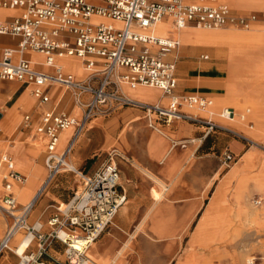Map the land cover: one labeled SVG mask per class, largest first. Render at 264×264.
I'll return each mask as SVG.
<instances>
[{
    "label": "built area",
    "instance_id": "1",
    "mask_svg": "<svg viewBox=\"0 0 264 264\" xmlns=\"http://www.w3.org/2000/svg\"><path fill=\"white\" fill-rule=\"evenodd\" d=\"M1 8H21L19 16L0 22V35L10 34L20 38L17 47H5L0 58V80H19L32 86V93L40 104L50 102V89L63 86L81 109L77 117L56 107L42 113L38 134L46 140L47 177L38 196L43 193L62 172H73L83 181V188L71 199L56 206V213L47 221L28 220L34 202L19 208L12 184L6 183L9 192L2 198L0 208L13 217L14 222L0 235V257L12 250L19 257L18 264H100L89 254L95 240L113 224L120 208L127 201L121 183V171L112 150L108 158L93 173L77 168L70 156L92 119L108 116L117 108L133 106L145 111L149 126L161 131L157 123L187 120L207 127L206 134L215 128L234 130L218 124L211 118H201L187 113L183 107L205 109L212 100L197 94H178V57L169 56L181 47L177 38L160 36L155 31L158 22L170 17L173 27L181 32L185 26L220 28L228 25L249 29L259 19L256 13L235 14L227 3L219 0H0ZM112 20L98 21L96 18ZM118 22V23H117ZM32 50L45 56L46 72L38 69L35 61L26 57ZM75 56L83 63L87 75L77 78L65 69L59 58ZM152 86L160 88L169 97L167 105L135 100L124 86ZM227 109L221 116H234ZM31 123V116H25ZM73 128L68 144L58 151L61 132ZM247 140L250 138L239 134ZM190 141H194L191 139ZM187 140L181 142L183 147ZM229 154L228 159H233ZM8 173L17 181L26 177L14 169L11 156L3 155ZM254 204L260 206L261 198ZM19 212V213H18ZM25 230L32 241L25 252L12 249L17 232ZM81 236L86 243L74 244ZM36 245H33V242ZM55 243L64 247L66 259L57 257ZM31 247L34 249L29 250Z\"/></svg>",
    "mask_w": 264,
    "mask_h": 264
},
{
    "label": "crops",
    "instance_id": "2",
    "mask_svg": "<svg viewBox=\"0 0 264 264\" xmlns=\"http://www.w3.org/2000/svg\"><path fill=\"white\" fill-rule=\"evenodd\" d=\"M219 1L227 3L235 14L256 13L260 15L261 18L259 17V19L253 23L252 27L246 30L233 27H223L208 31L218 32L226 30L249 32L255 26L263 27L264 1L255 6L250 4L257 2V0ZM21 12V8L14 9L0 7V22L12 20L19 16ZM96 20L112 21L99 17H97ZM185 30L205 29L189 27L185 28L183 31ZM176 31L177 30L173 28L172 18L170 17L164 19L163 23L157 28V34L160 36L165 35L163 37L167 38H177L175 36ZM181 34L182 33L179 32L180 36ZM19 41L20 38L14 35H0V58L5 47H17ZM182 45L183 44L181 43V47ZM189 48L190 47L187 46L186 53L192 56L198 53L199 49L196 52H193L190 51ZM208 48L211 49L213 56L222 59L220 64L216 63L211 65V63H202L203 61H209L212 59L211 54L209 53L201 54L199 61L179 62L178 58V94H197L212 100L213 97L226 93L227 90L225 85L231 79L228 62L224 59L223 54L220 56L214 52V48ZM180 49L171 54L169 58L173 59L175 56L178 57ZM26 57L35 61L37 63L35 66L38 69L46 72L52 71L51 67L43 64L45 60L43 54L28 50L26 52ZM59 62L65 66L67 71L75 74L77 78L83 79L87 75V71L83 68V63L75 56L59 58ZM260 64L264 66V55ZM186 65L189 66V69L187 70H185ZM203 65H205V68H201ZM204 69H206L205 72ZM202 81L208 84H198ZM236 84H264V76H258L250 70L243 71L237 74ZM124 89L128 95L143 102H153V104L162 103L165 105L169 103V97L164 95L163 91L157 87L138 86L137 88H131L130 86L125 85ZM49 91L51 96L50 102L40 104L37 97L32 93L31 85L25 84L19 80H0V198H3L9 192V190H6L5 186L7 182H10L12 184L11 191L16 197L19 206H25V204L27 205L29 202H34L33 207L29 212L28 219L37 218L43 222H47L56 213V206L70 200V186H68L69 184H67V182H69L71 178V172L60 173L52 184L38 196L48 173V168L46 166V140L43 136L39 135L37 131V127L40 125L43 116L42 113L46 109L56 107L57 109L65 110L74 116H82L81 109L75 105L71 93L63 86H53ZM227 108H232L236 112H239L235 107L229 106ZM183 110L194 116L201 118H208L206 116H209L213 119L215 116L220 117L218 113L223 109L214 112L216 110L212 111L211 107V111L209 110L210 113L201 112L197 109L188 107H183ZM239 113L242 114L241 112ZM210 114L213 115L210 116ZM26 115L31 116L30 124L25 123ZM148 119L149 118L146 117L144 110L133 106L119 107L108 116H100L92 119L76 143L73 153L70 156V160L75 161L80 167L87 169L86 173H93L102 165L104 162L103 160L105 159V157L102 158V156H106V152L111 146L116 145L126 155H129L127 157L132 161V165L124 166L122 171V187L127 194V201L123 207L120 208L115 217L117 226L121 229H125L127 226L131 225L133 219L141 214V203L146 195H149L151 200L148 206L149 208H147L145 214H143V218L140 220L136 228L138 226L142 227L145 219L151 216L147 228L144 230L141 228L138 231L143 233L147 232L148 234V228L150 226L149 229H151L154 238L163 239L173 237L177 228L172 226L169 221V219H171V214L173 213L169 212L168 215H164L162 213L163 210H161L160 207L165 204V202L183 203L189 199L191 201L189 203L188 211H192L193 209L197 210L202 204V199H205V193L210 187H212L213 180L209 184H206V189L199 185H188L186 188L184 185V178L182 177L183 167L186 163H189L192 155L196 154L203 142L202 139L206 136L193 137L197 133L206 132L205 129L202 130L205 126H195L197 123L187 120H174L171 123L158 121L157 123H159L158 125L161 128V131H158L149 126ZM240 121L243 122L244 120L242 119ZM246 122L247 125L243 124L247 128L252 129L248 124L253 123V121L248 118ZM234 126L244 131V128L238 126V124L235 123ZM72 132V127L71 129L69 128L61 132L63 133V136L60 135V142L58 144L59 148H57L58 151H62L66 147ZM239 133L248 137L243 132ZM190 139H194V141L189 142L186 147L181 145V142ZM197 139H200L199 142H197ZM232 147L236 151L241 150L242 143L238 140H234L232 142ZM246 152L247 150L243 153L240 160L238 159L239 161L236 162L237 164L241 163ZM4 154L11 156L14 169L27 178L25 182L6 177L8 167L3 161ZM260 156L262 155L256 153L254 158ZM229 170H227L222 176L219 175V172L215 174L214 179H216V182H220L216 183L211 198L221 182L227 178ZM231 184L234 183L231 182ZM57 185L62 186L56 188L58 187ZM159 185H163V189H160ZM63 186L65 188H62ZM226 187H229V184L226 185ZM15 189L18 190L22 200H20L19 196L16 194ZM21 190H23V193ZM253 193L256 194H254L251 204L257 209L252 208L249 202V198ZM162 196L166 197L167 200L159 204L157 207V200ZM258 197L262 199V204L260 206L254 204V199ZM210 201L206 204L207 208L202 218L211 214V211L208 210ZM248 203L253 211L260 209L264 203L262 193L255 188H251L248 196ZM235 213H237V210H235ZM6 221L5 217H0V228L2 229V234L0 235H3L11 225L10 224L5 228ZM157 221L161 224H157ZM251 224L254 225L255 228H264V226H256L254 223ZM157 232H165L166 234L164 236H159ZM15 237L13 238L12 243L16 248L19 243ZM97 239L90 246L89 254L94 260H103L109 263V260H113L118 253H113V244L108 243L109 241L103 242L97 241ZM95 243L96 246L93 248L92 252V247ZM129 243L132 242L130 241L125 244V247L128 246ZM61 247L62 245L60 243H55V248L58 252ZM32 249L34 248L31 247L29 250ZM174 253L172 259H169L168 264H180L179 260L175 258ZM120 256L118 260H120ZM19 257L20 256L14 251L7 250V252L5 251V253L2 254V257H0V264H18ZM117 261L115 264H118Z\"/></svg>",
    "mask_w": 264,
    "mask_h": 264
},
{
    "label": "rangeland",
    "instance_id": "3",
    "mask_svg": "<svg viewBox=\"0 0 264 264\" xmlns=\"http://www.w3.org/2000/svg\"><path fill=\"white\" fill-rule=\"evenodd\" d=\"M262 1L264 0H257V2L253 4L251 3L250 5L255 6ZM258 16L261 18L260 15ZM226 27H233V28L246 30V28L233 26V25H228ZM197 32L202 33V32H214V31H208V30L183 31L181 34L183 45L179 51V56H178L179 62L199 61L201 54L209 53L211 54L212 59L209 61H203L202 63H209V64L211 63V65H214L216 63L220 64V62H222L221 61L222 59L217 56H213L211 49L208 47L214 48L213 49L214 52H216L220 56L223 54L224 59L227 62H229L228 47L227 44L224 42V40H229V38L227 39L220 38L216 42L214 41L205 42L204 44L201 45L202 47L201 46L192 47L185 41L183 36L185 34L195 36ZM218 32L224 33L227 31L223 30ZM232 32L235 33L234 35L236 36L241 35V33H244V35H248V36L250 35L249 36L250 38H248V36L244 37L242 39L243 42L246 43V45L249 46L250 49H254L259 46V48H257V50H259L257 51V53L259 55V58L261 59L263 58L264 47L259 44L258 46L256 45L253 48L250 44H254V41L251 38L253 37V39H255L254 37L257 36L255 34L257 33L258 35L264 34V23H263V27L255 26L249 32H242V31L241 32L232 31ZM175 36L176 37L179 36V31L175 32ZM231 42H234V40H231ZM187 46L190 47L189 48L190 51L193 52H196L199 49L198 53L194 56L186 53ZM204 66L205 65H203V67L201 66V68H205ZM261 67L262 68L260 70L256 69L257 71L254 72L258 76L261 75L264 76V66L262 65ZM187 69H189V66L186 65L185 70ZM247 69L248 68H246V70L244 71L253 70L251 68L249 70ZM205 70L206 69H204V72ZM229 70L231 74V79L227 82L225 87H228L231 84H233V86L235 87L240 85V84H236L238 72L231 69L230 65H229ZM241 85H243L244 88H246L249 92L257 91L256 94H259L258 90L260 91V89L262 90L264 88V84H250V85L241 84ZM257 96L259 98L258 99L256 98V100H261L260 96L259 95ZM133 98L135 99V97ZM213 100H214V104L212 106V111L216 110L214 112H218L229 106L235 107L237 111L241 112L246 116L245 119L246 121L250 117L253 123H250L248 125L250 126L254 125V126H252V129L247 128L244 124H241L242 122L239 120L238 116L235 115L234 116L236 118L234 120L224 117H218V116H215V118L213 119L212 117L209 116L206 117L211 118L213 121H215L218 124H222L229 127L230 129L234 130L237 133L243 132L247 136L249 135L248 138L250 139L252 138L262 144L258 146L254 143L253 140L249 141L239 135L242 133L236 134L232 131H225L220 128H215L206 135L205 133L207 132V127L203 124L197 123V125L195 126H200V125L205 126V128L203 127L202 130L205 129L206 132L197 133L196 135H194L193 138L203 137L204 135L206 137L202 139L203 142L201 143L196 154L192 155L191 159L189 160V163H186L185 166L183 167L182 177L184 178V185L186 188L188 187V185L190 186L199 185L200 187H204V189H206V184H209L213 180L212 181L213 185L205 193L204 195L205 199H202V204L200 205V207H198L197 210L193 209L192 211H188L189 203L191 201L189 199L183 203L165 202V204H163L160 207V209L163 210L162 213L164 215H168L169 212L173 213L171 214V219H169V221L171 222L172 226L177 228V230L173 237L156 239L152 235L151 229H149L150 226L148 228V234L147 232L143 233V232H139L138 230L135 232L136 226L143 218V214H145L151 202L149 195H146L143 202L141 203V210H140L141 214L133 219L131 225L127 226L125 229H121L120 227L117 226L116 218H114L113 224H110L97 239V241H103V242L109 241L108 243L113 244V253L116 254L118 253L117 256L113 260L111 259L112 261L109 260V263L103 260L95 259L96 261H98L101 264H115L119 256L122 254L120 256L121 257L120 260L117 261L118 264L119 263L120 264H142V263L168 264L169 259H172L173 257L172 255L175 252L174 256L177 260H179L180 264H264V228H255V226L251 224L254 223L256 226H264V214L259 216L258 217L259 219H257L256 221H251V220L245 221L241 216H238L237 213H235L236 210L235 208L228 210H221L220 209L221 200L219 201V199L225 197L229 200L230 205H234L236 194H238V192H242L248 203V196L251 188H255L259 190L264 197V188H260L256 182V176H257L256 174H260L264 170V130H263L264 125L262 124L260 125V123L258 122L257 119H255L254 116L252 117L251 115H249L246 112V109L240 108L239 106H237V103L234 101L232 102L229 101L228 103L215 104L217 102L216 98L213 97ZM258 105H261L260 107L264 108L263 102L262 104H258ZM260 107H257V109ZM246 121L244 122L247 123ZM235 123L238 124V126L243 127L244 131L238 127H235L234 126ZM190 140H187V142L188 143L191 142ZM199 140L200 139H197V142H199ZM234 140H238L242 143L241 150L236 151L232 147V142ZM114 149H116L118 153L115 159L121 171V183H122V171L124 169V166L127 165L131 166L132 161L128 159L127 156L129 155H126L122 150L118 148V146L113 145L110 147L109 150H107L106 156H102V158L105 157V159L103 160L104 162L107 160L109 153ZM246 150L253 151L251 159L244 160V156H245L244 155L241 163L237 164L236 162L240 160L241 156ZM256 153H259L262 156L254 158V155ZM229 154H232L234 156L233 159L231 160L228 159ZM71 162L75 164L77 168H81L84 172H87V169H85L84 167H80L75 161L71 160ZM227 170H229L227 174V178L221 182V184L218 186L214 195L211 198L216 183L220 182V181L216 182V179H214L215 174L219 172V175L222 176L224 173H226ZM70 176L71 178L69 182H67V184H69L68 186H70L69 193L71 199L74 192H76L77 190L80 191L83 188V181L79 176H77L73 172H71ZM231 182H233L234 184H231ZM228 184L229 187H226V185ZM57 186L58 187L56 188H59L62 185H57ZM159 187L160 189H163L164 186L159 185ZM62 188L65 187L63 186ZM15 191L20 198L18 190L15 189ZM21 191L23 193V190ZM254 194L256 193H253L250 196L249 202L252 208L257 209L251 204ZM20 200L22 199L20 198ZM165 200H167L166 197L164 196L160 197L157 200L156 206L158 207L159 204H161ZM209 201L210 203L208 205V210L211 211V214L209 216H205L202 218L207 208L206 204ZM0 203H2V198H0ZM227 203L228 202L226 203L223 202L222 204H227ZM19 208H22V206H19ZM257 212L264 213V203L262 207L257 210ZM0 217L3 218L5 217L7 220L5 222L6 225L5 228H7L8 225L14 222L13 217H11L8 213H6V211L3 210L2 208H0ZM150 219L151 216L145 219V222L143 223L142 226L143 230L147 228V226L149 225L148 223H150ZM28 220L30 224H34L38 219L29 218ZM44 223H45V228L47 229L48 222H44ZM157 224H161V223L157 221ZM196 229L197 231L195 232ZM21 232H22L21 238H23L26 232L25 230H21ZM157 233L159 234V236H164L166 234L165 232H157ZM0 234H2L1 228H0ZM130 241L132 243H129V245L125 247V244ZM33 245H36L35 241L33 242L32 246ZM11 246L12 249L15 248V245L13 243L11 244ZM95 246L96 243L92 247V252ZM123 247L125 248L123 249L122 252H120V250ZM63 251H64V247L62 246L61 248H59V253H57V257H59L60 260L66 259L63 254Z\"/></svg>",
    "mask_w": 264,
    "mask_h": 264
},
{
    "label": "bare ground",
    "instance_id": "4",
    "mask_svg": "<svg viewBox=\"0 0 264 264\" xmlns=\"http://www.w3.org/2000/svg\"><path fill=\"white\" fill-rule=\"evenodd\" d=\"M232 2V1H231ZM164 20H162L161 22H158L155 25V31L157 32V28L160 24L163 23ZM161 27V26H160ZM196 28V29H205V30H215V29H220V28H206V27H202V26H185L181 29V33L183 32V30L185 28ZM174 28V27H173ZM162 29V28H161ZM250 29V28H249ZM194 32V31H193ZM235 33H233L232 31H227V32H202L199 33L197 32L195 36H191V35H187L185 34L183 37L185 39V41L192 47H199L202 44H204L205 42H209V41H214L216 42L218 39L223 38V39H227L229 38V40H224V42L227 44L228 47V63L231 66V69H233L234 71H237L238 74L240 72H243L244 70H246V68H248L247 70H249L250 68L253 69L251 70L253 73L255 71H257L256 69H261L262 65L260 64L261 62V58H259V55L257 53V48H259V44L262 45L264 47V34L262 35H257L255 36L253 39V37L251 38L254 41V44H250L253 48L257 45L258 47L254 48V49H250L249 46L246 45V43L243 42V38L248 36V35H244V33H241V35H234ZM237 34V33H236ZM165 36V35H162ZM228 36V37H226ZM250 36V35H249ZM248 36V38H250ZM226 37V38H224ZM231 40H234V42H231ZM180 42L182 43V39L180 36ZM264 49V48H263ZM261 52V51H260ZM258 70V71H259ZM199 84H208L204 81L199 82ZM235 84V83H234ZM221 85V84H220ZM250 85V84H249ZM142 89V88H141ZM151 89V88H150ZM220 89V88H218ZM134 90V89H133ZM136 90V89H135ZM138 90V89H137ZM140 90V89H139ZM226 93L220 96H215L214 98H216L217 102L215 104H219V103H228L229 101H234L237 103V106H239L240 108H244L246 109V112L251 115L252 117L254 116L255 119L258 120V122L260 123V125H264V108L260 107L261 105L258 104H262V102L264 103V88L260 91L258 90L259 94H256V92H249L246 88H244L243 85H238V86H233V84L229 85L228 87H226ZM133 92V91H132ZM148 92V91H147ZM140 93V92H139ZM138 94V93H137ZM259 95L261 100H256V98L258 99L259 97L257 96ZM214 104V100L212 99V104L208 107H206L205 109H199V111L201 112H209V110L211 109V107ZM257 107H260L257 109ZM227 109H232V108H225L223 109L220 113H218V115L220 117L222 112H225ZM234 110V109H233ZM242 110V109H241ZM210 113V112H209ZM235 116H238V118L240 120H244L245 121V116L240 114L239 112H236L234 110ZM213 114H210V116ZM232 116L230 117L231 120H234L236 117ZM237 118V119H238ZM250 118V117H249ZM243 121V122H244ZM243 122L241 124H243ZM245 125H247L244 122ZM254 126V125H253ZM252 127V126H250ZM260 128V126H259ZM71 129V128H70ZM247 130V129H246ZM264 130V129H263ZM252 132V131H251ZM256 132V131H255ZM260 132V131H259ZM263 133V132H262ZM63 134V133H62ZM61 134V135H62ZM260 134V133H258ZM249 136V135H248ZM257 136V135H255ZM252 137V136H251ZM260 137V136H259ZM252 139V138H251ZM254 141V143L256 145H260L262 143L252 139ZM59 148V147H58ZM252 153L253 151L249 150L245 153L244 156V160H250L252 157ZM248 171V170H247ZM241 172V171H240ZM260 173V172H259ZM240 175V174H239ZM256 182L259 185L260 188H264V170L260 173V174H256ZM240 180V179H239ZM248 185V184H247ZM247 187V186H246ZM237 188V187H236ZM246 190V189H245ZM247 191V190H246ZM221 200V201H220ZM221 206L220 209L221 210H228V209H232L235 208L237 210V215L241 216L243 218V220L245 221H256L257 219H259L258 217L261 216L264 213L261 212H257V211H253L250 209L245 196L243 195L242 192H238V194H236L235 197V204L234 205H230L229 204V200L225 197L219 199ZM228 202L227 204H222L223 202ZM32 202H29V204H31ZM2 204V203H0ZM217 210V209H216ZM142 227L138 226L135 230V232L137 230H140ZM21 231L17 232V234L15 235V239L17 241H19V245L15 248V250L19 253L22 254L23 252L26 251L28 245L30 244V242L33 240L32 235L26 234L23 236V238H21ZM199 235V234H198ZM74 244L77 246L78 243L82 242V243H86V240L81 237V236H77V238H74ZM94 243V242H93ZM127 244V243H126ZM124 248V247H123ZM123 249L120 250V252H122ZM119 252V253H120ZM97 256V255H96ZM235 256V255H234ZM239 257V256H238ZM235 258V257H234Z\"/></svg>",
    "mask_w": 264,
    "mask_h": 264
}]
</instances>
